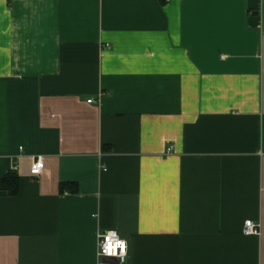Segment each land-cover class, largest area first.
<instances>
[{
	"label": "crops",
	"instance_id": "crops-1",
	"mask_svg": "<svg viewBox=\"0 0 264 264\" xmlns=\"http://www.w3.org/2000/svg\"><path fill=\"white\" fill-rule=\"evenodd\" d=\"M7 172L0 264H264V0H0Z\"/></svg>",
	"mask_w": 264,
	"mask_h": 264
},
{
	"label": "built area",
	"instance_id": "built-area-1",
	"mask_svg": "<svg viewBox=\"0 0 264 264\" xmlns=\"http://www.w3.org/2000/svg\"><path fill=\"white\" fill-rule=\"evenodd\" d=\"M90 99H87V102H90ZM166 150H169V148H166ZM38 162H42V158L40 155H36L33 159L32 162L30 164L29 167V173L32 176H37L40 171L38 173H33L32 168L33 166L38 163ZM258 223H255L249 219H246L243 221L242 224V233L245 235H249V234H258ZM109 233H115V236L112 237L113 241L119 239L124 241V239H122L114 230H97L95 233V256L98 260H102V259H107V258H111L115 261L116 264H122L125 260L126 257V243H125V249L123 251V255L120 254V249L117 248L116 249V255H107L105 253V246H106V237L109 236ZM125 242V241H124ZM97 261L95 264H104L103 262H99Z\"/></svg>",
	"mask_w": 264,
	"mask_h": 264
},
{
	"label": "clouds",
	"instance_id": "clouds-1",
	"mask_svg": "<svg viewBox=\"0 0 264 264\" xmlns=\"http://www.w3.org/2000/svg\"><path fill=\"white\" fill-rule=\"evenodd\" d=\"M43 168V163L42 162H38L36 163L33 168L32 171L33 173H38L41 169ZM115 236V233H109V236L106 237V246H105V253L107 255H116V249L119 248L120 249V254L123 255V251L125 249V242L122 240H115L113 241L112 237Z\"/></svg>",
	"mask_w": 264,
	"mask_h": 264
},
{
	"label": "trees",
	"instance_id": "trees-1",
	"mask_svg": "<svg viewBox=\"0 0 264 264\" xmlns=\"http://www.w3.org/2000/svg\"><path fill=\"white\" fill-rule=\"evenodd\" d=\"M16 176L13 172H7L0 176V189H7L8 193L15 192Z\"/></svg>",
	"mask_w": 264,
	"mask_h": 264
}]
</instances>
